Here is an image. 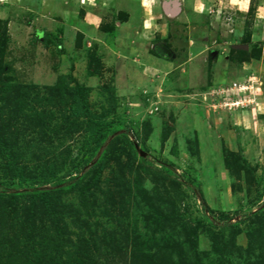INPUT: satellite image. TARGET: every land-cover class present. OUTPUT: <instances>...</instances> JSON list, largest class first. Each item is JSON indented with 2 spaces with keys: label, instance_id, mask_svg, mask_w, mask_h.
Wrapping results in <instances>:
<instances>
[{
  "label": "rangeland",
  "instance_id": "374dc122",
  "mask_svg": "<svg viewBox=\"0 0 264 264\" xmlns=\"http://www.w3.org/2000/svg\"><path fill=\"white\" fill-rule=\"evenodd\" d=\"M0 43V264H27L23 194L59 188L64 264H264V0H0ZM43 220L30 264H60Z\"/></svg>",
  "mask_w": 264,
  "mask_h": 264
},
{
  "label": "trees",
  "instance_id": "16d2710c",
  "mask_svg": "<svg viewBox=\"0 0 264 264\" xmlns=\"http://www.w3.org/2000/svg\"><path fill=\"white\" fill-rule=\"evenodd\" d=\"M40 37L42 38V41L44 43H52L54 45H56L61 51H63V42L60 39V37L54 36V35H50V34H41ZM3 50V45L0 43V52H2ZM75 95H74V101H75V105H76V111L79 112V110L83 109L86 110L84 111L85 115H89V111L87 110V92L85 90V88L82 87H76L75 88ZM83 114V113H82ZM88 129L97 131V137L94 138V142H95V148H93V151L96 152L100 147H102L103 142L106 141L107 139V131L105 128V125L103 126L101 123L98 122H93V121H89L87 124ZM98 127V128H97ZM97 129V130H96ZM0 147L1 149L7 153V155L10 156V151L12 148H8L7 145L2 141V139L0 138ZM227 157H229V155H231V153L226 152L225 153ZM234 159H236L235 161L237 163H243L241 157L232 154L231 155ZM9 160V163L7 164L8 167L10 168V172L13 174L14 178L19 179V182L23 183H27L29 181V179L24 176V168L21 166H17L15 164V158L13 156L11 157H7ZM89 160L88 159H84V161L82 163L76 164V166L73 168L74 170L79 169L80 166H83L84 164H86ZM100 175H101V168H99L96 173L94 174V176L89 180V182L87 183V185H85V187L81 190V195L82 199H84L85 195L89 192V190L93 187L96 186L98 184V181L100 180ZM83 179V176L82 178ZM76 182V181H75ZM79 181H77L75 183L78 184ZM32 185H36L37 182L32 181L31 182ZM73 188H70L69 190H72ZM68 189L65 188H59L57 190L54 191H46V190H36L33 192H29V194H23V195H29L32 199L29 202L30 205H26V207L23 209V212L21 214V218H18L20 220L19 226H20V232H22L20 239L18 241H14L12 240L13 243H17L16 245L17 248H19V256L21 257V259L25 260V262H27V264H30L29 260V254L33 251V246L35 244L36 241V236L38 237V226H37V221L38 218H42V216L44 217V223L46 222V224H48V229L50 231L53 230V234L50 235V237L53 239L52 241L57 243V245L55 246L57 249V251L59 252L58 254V261L60 262V264H64L66 263L64 260H62L63 258V253L65 252L64 249L67 246L68 243V239H66V236H68L69 233H71L68 228L64 225L61 224V222L64 220V214L65 212H60L59 211V205L57 204L58 202V197L61 193H65L67 191H69ZM21 195L19 194H10L9 199L10 201H7V203H4V196L2 193H0V219L2 220L3 218L7 217L9 214H11L12 212L15 213V205L18 202V198ZM38 199V200H37ZM81 199V200H82ZM10 216V215H9ZM24 218V219H23ZM22 240H25L24 242V246H22L21 242ZM41 244V250L44 249V243L41 242L39 243ZM50 245V244H49ZM1 250V249H0ZM136 257H140L137 258L135 262V264H152L153 261L150 260L149 258H147L145 256V253H138L136 254ZM188 256L185 254L184 258H187ZM189 261L187 264H198L199 262V258L197 256H189Z\"/></svg>",
  "mask_w": 264,
  "mask_h": 264
}]
</instances>
